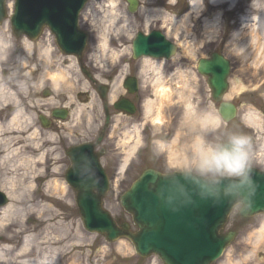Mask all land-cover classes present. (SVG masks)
I'll return each mask as SVG.
<instances>
[{"label": "rangeland", "instance_id": "374dc122", "mask_svg": "<svg viewBox=\"0 0 264 264\" xmlns=\"http://www.w3.org/2000/svg\"><path fill=\"white\" fill-rule=\"evenodd\" d=\"M12 1L7 0L11 5L10 10ZM138 1L140 4L138 10L130 13L124 0H114L113 5H109L108 0H89L80 16L79 26H87L89 30L86 59L88 71L102 75L119 64L122 71L120 76L116 77L119 81L122 74L128 72L130 64L137 65L144 84L145 103L151 106L149 115L142 113L141 118L113 114L109 137L104 140L107 150L101 160L102 165L104 164L108 169L113 160L123 156L120 147H115H118L119 140L124 138V132L130 136L133 135L134 126L138 127L136 135L138 134L140 139L144 134L142 128H145V132L150 136L152 133L156 134L153 136L152 143H149L151 151H154L156 141L166 142L163 139L166 130L176 127L175 135L180 132V138L178 137L180 147L187 140L188 161L194 158L197 137L212 136L206 143L215 144L218 140H225L228 135L242 134L250 137L252 166L264 170L262 143L264 141V65H262L264 59L263 62L256 63L255 70L246 71L242 69L241 61L233 52L232 41L230 42L233 33L242 27L241 17L251 13L249 1L238 0L235 8L228 10L226 3L215 7L209 0H202L201 11L189 14L186 23L188 33L184 31L180 23L182 17L189 11L188 0ZM111 11L116 15L113 21L115 29L106 34L103 28L107 24L106 20L110 18ZM216 12H218L217 15ZM216 16L217 22L212 26ZM211 27L216 28L215 32L209 31ZM151 29L160 30L168 40L176 43L178 50L171 59L133 60L131 58L130 44L135 32ZM175 32L176 38L173 37ZM0 41L3 43L0 48V83L2 84L0 87H3L6 96L5 101L0 99V115L7 112L5 104L7 107L12 106L15 111L20 109L23 111L24 107L28 108L26 112L23 111L25 114L21 119V126L3 127L0 132V143H3L5 139L7 141L3 149L12 151L9 161L0 162V174L7 173L9 176L16 177L28 172L20 202L15 203L16 201L14 202L0 188V191L8 198V203L0 208L15 203V208L19 210L11 221L3 223L6 232L15 237L10 243H4L5 238L0 236V246L6 244L8 247L19 249L24 245L25 237L38 236V242H45L40 247L45 248L52 243L56 253V257L53 256L52 259L38 252L33 253L24 257L22 259L24 262L21 263L11 258L12 254H8L10 259L3 264H36L43 259L49 264H163L155 255L139 257L128 241L129 248L124 249L121 246V239L109 242L101 235L87 232L82 226L74 201V191L64 180V172L68 167V159L64 151L74 142L94 138L102 117L100 104L92 93L93 89L84 80L82 82L83 74L75 63L72 64L74 60L70 61V58H67L68 60L64 61L60 54L54 52V48L43 43L40 38L35 41H29L25 37L16 39L12 35L8 20L0 23ZM103 42L106 43L104 54L101 51ZM46 47L52 49L53 61L49 64V69L45 66L47 49L43 53ZM212 52L222 54L229 60L231 66L224 100L236 105L237 115L227 123H223L219 118L216 111L217 105L210 99L205 78L198 75L195 69L197 59L207 57ZM40 68L59 73L66 79H62L58 88H53L52 95L46 98L41 96L40 88L46 82L51 83V80L45 78L43 80L44 73L42 77L38 76L37 71ZM157 79L159 81H156ZM84 83L89 88L88 101H83L85 97L80 95V91L85 90ZM50 86L52 87L53 84ZM160 86L169 87V91L166 92L169 101L163 103L161 109L166 122L160 125L150 124L149 121L154 116L156 106L160 105L157 92V87ZM59 102L70 111L69 124L66 122L60 128L59 136L50 126L42 132L39 129L37 116L38 110L42 107L41 104L45 103L43 106L46 109L42 110L47 111L57 106ZM209 113L219 119V128L213 129L210 124L207 127H201V123ZM88 114L89 125L84 122ZM246 116L252 118L256 124L246 121ZM170 120H173L174 126H169ZM240 121L250 124L251 128L242 127ZM73 124L84 125L75 126V128L72 127ZM6 130L10 132L5 133ZM125 148L128 149V147ZM42 152L43 157L40 159L38 156ZM28 158L32 163L30 166L18 165L17 161ZM151 158L154 159L153 152L146 153L144 166H138L136 173L147 164L158 167L159 163ZM166 169L168 171L170 168ZM116 177L115 186L106 193L102 205L114 219L130 223L129 216L119 204V196L126 186L121 183L122 174ZM53 181L65 188L63 194L51 192L50 187ZM40 194L44 195L43 198L46 201L42 200V196L39 197ZM31 196L39 197L36 199V205L29 202ZM45 206L54 211L55 215L50 221H46L48 217L44 214ZM237 210L234 206L221 230V232L233 230L235 237L213 264H264V234L260 237L255 236L264 221V213L243 218L238 215ZM1 211L2 209H0V215ZM1 234H4L2 230ZM41 237L46 238L41 240ZM123 240L126 241V239ZM254 243L256 249L253 253Z\"/></svg>", "mask_w": 264, "mask_h": 264}, {"label": "water", "instance_id": "95a60500", "mask_svg": "<svg viewBox=\"0 0 264 264\" xmlns=\"http://www.w3.org/2000/svg\"><path fill=\"white\" fill-rule=\"evenodd\" d=\"M86 0H14L9 25L13 35H25L35 40L42 27L55 34L56 44L64 54L80 58L85 46V36L78 29V15ZM130 13L136 11L137 0H125ZM6 17L5 0H0V23ZM68 33V34H65ZM176 45L158 30L148 34L137 32L131 42L133 58L147 56L155 59L170 58ZM198 73L207 77L214 101L219 102L218 113L227 122L236 114L234 104L222 101L227 89L229 61L212 52L209 58L196 63ZM103 97V92L97 88ZM131 113V112H130ZM57 116V112L52 113ZM64 118V112L59 114ZM42 124L47 125L40 117ZM93 146L83 144L67 150L70 166L65 181L75 192V204L83 227L103 235L111 242L126 238L134 251L142 257L155 254L164 264H211L233 240L235 233H220L235 202L245 199L250 205L238 209L244 218L264 212V172L251 168L250 183L234 186L235 182L222 178L219 181L182 173L161 175L148 169L120 198L122 208L130 215L135 231L127 222H117L102 207V197L108 184L101 170ZM91 160L95 179L80 186L73 168L83 170ZM183 189L181 192L180 189ZM231 192V195L227 193ZM7 202L0 193V206Z\"/></svg>", "mask_w": 264, "mask_h": 264}, {"label": "bare ground", "instance_id": "6f19581e", "mask_svg": "<svg viewBox=\"0 0 264 264\" xmlns=\"http://www.w3.org/2000/svg\"><path fill=\"white\" fill-rule=\"evenodd\" d=\"M247 1H249L248 5H249V11L251 13L248 16L245 15V16L241 17L240 24L242 27L239 29V31L233 33L232 39L230 40V42L232 41V46L234 48L233 52L236 53L237 58L241 61L242 69H244L246 71L247 70L253 71L257 68L256 63L257 62H263V59H264V0H247ZM108 2H109V5H113L114 0H108ZM188 2H189V11L180 20L181 26L184 28V31L186 33L189 32V29L186 25L187 20L189 18V14L198 13L199 11H201L200 9L202 7V0H189ZM209 2L211 5H213L215 7L221 6L222 4L226 3L228 5V9L231 10L232 7L234 6V4L237 2V0H209ZM8 6L9 7L11 6L10 3L8 4ZM217 14H218V12H216V15ZM109 17L110 18L106 20L107 21L106 26H104V28H103V32L106 34H108L109 31H111L112 29L113 30L115 29V26H113V21L116 18V15L113 14V12L111 11V15ZM216 22H217V16L214 18L212 26H214ZM215 30H216V28L211 27L209 31H211L213 33V32H215ZM173 37L174 38L177 37L176 32L174 33ZM2 45H3V43L0 41V48L2 47ZM101 47H102V49H101L102 54H104L105 49H106V43L103 42L101 44ZM177 48H178V46H177ZM46 49H47V51L45 52ZM241 50H243V51H241ZM51 51H52V49H49L47 47L44 48V51H43V53L45 52L46 59H47L46 60L47 65L45 64V66H47L46 68H48V69H49V64L53 61ZM174 55H172V56H174ZM68 56H71V54H68ZM201 58H205V57H201ZM198 59H197V61H198ZM197 61H196V63H197ZM72 64L74 65V62H72ZM262 65H264V62ZM254 66H256V67H254ZM156 67H157L156 69L158 70L159 66L157 65ZM48 69L44 70V72H43L44 73L43 80H44V78L51 80L53 87L57 89L59 86V83H61L62 79L63 80H66V79L63 78V76H61L59 73L52 72ZM156 81H159V80L157 79ZM181 85L182 84H180V86ZM160 87H157V92L159 93V95L157 93H155V95H158V98L160 99L159 100L160 105L158 107L156 106L155 113H154L155 117H153L155 124H163L164 122H166V120H165L166 118H165V116L162 115L161 109H162L163 105L169 101V100H167V97H166V92L169 91V87H161V88ZM85 88L86 89L88 88L87 85ZM115 93H118V91L116 89L114 90V93L111 95L112 98H114ZM5 98H6V96H5L4 89H3V87H0V99L5 101ZM150 110H151V106L148 103H146L145 104V113L147 115H149ZM23 116H24V113H23V111H21V109L15 111L10 116L9 121L6 124H3V123L0 124V132L3 130V127L4 128L5 127L6 128H14V127L17 128L18 126H21V123H22L21 119L23 118ZM148 117H150V116H148ZM212 117L217 118L216 116H212ZM245 119H246V121L250 122L253 125L256 124V122L252 118H250L249 116H246ZM84 120H85L84 122H86L89 125V123H88L89 114H88V118H85ZM79 122H82V120L81 121L79 120ZM82 125H84V124H78V125L73 124V127H75V126L76 127H82ZM137 128H138L137 126H134L133 135H131V136L128 133L124 132L123 133L124 138L120 139L118 142L119 143L118 147H120L123 151L124 162H126V160L128 159V156L131 155L136 144L140 143V138H139L138 134L136 135V132L138 131ZM36 132H38V131H36ZM178 137L180 138V132H177L176 135H174V139L169 145L165 146V144H163L162 142H160V144H159L160 149L166 148L169 152L170 167H173L176 164H180L183 161L188 160L187 155H186V151H187L186 144H183V146L180 147V142H179ZM6 142L7 141L5 139L3 141V143L2 142L0 143V162H4V163L9 161V159L12 157V151H7V149H3L4 146L7 144ZM262 143H263V149H264V141ZM125 147H128V149H126ZM38 157L41 159L43 157V152L39 153ZM17 163H18V165H27V166H30L32 164L31 160L29 158L28 159H20L19 161H17ZM27 173L28 172L26 171L25 174H20V176H16V177L9 176L7 173H1L0 174V188H2L6 192L8 197H10L12 200H14V202L16 201L15 203H17V201L20 202L19 199L22 197L21 192H22V190H24V187H25L24 183H25L26 178L28 177ZM30 173L32 174V172H30ZM48 185H50V184H48ZM29 187H31L30 182H29ZM50 188H51V192L53 194H63L64 193L63 191L65 189L63 186H60V184L57 183L56 181H53V183H51ZM43 196H44L43 194H40L39 197H41L42 200L46 201V199L43 198ZM39 197L31 196L29 202L32 205H36L37 204L36 199ZM15 203H10L5 207L0 208V209H2L1 215H0V236L5 238L4 243H10L11 240H13V238L15 237L13 234H8L6 232V228L3 227L4 222L11 221V218L18 214L19 210H17L15 208V205H16ZM45 208H46V211H44V214H45V216L48 217V219L46 221H50L55 215L54 211L51 210L50 207H48V206H45ZM19 228H21V227H19ZM1 230L4 232V234H1ZM263 234H264V221L261 223V225L259 227V231H257V235H255V236L260 237ZM45 238L46 237H41V240H44ZM120 239H121L120 242H122L121 246L124 249H128L129 248L128 242L130 243V241H128V240L125 241V240H123V238H120ZM24 242H25L24 245L19 249H15L14 247H8V246H6V244H4L3 246H0V264H3L5 261L7 262L8 259H10V258H8V254H12L11 258L18 260L17 261L18 263L24 262V261H22V259L24 257L31 255L33 253H37V252L39 254L41 253L46 258L52 259L53 256L56 257L55 247L52 245V243H49V245L47 247L42 248V247H40V245L44 244L45 242H38V236H33L31 238L25 237ZM31 244H33V245H31ZM253 248L254 249L252 250V252L254 253V250L256 249L255 243H254ZM43 260H45V259H43ZM40 262L41 261H37L36 264H40Z\"/></svg>", "mask_w": 264, "mask_h": 264}, {"label": "flooded vegetation", "instance_id": "af4514ba", "mask_svg": "<svg viewBox=\"0 0 264 264\" xmlns=\"http://www.w3.org/2000/svg\"><path fill=\"white\" fill-rule=\"evenodd\" d=\"M79 28L87 33V40H88L89 35L87 32V26H79ZM39 38L41 39V41L43 43H45L49 46H54V52L60 54L63 57L64 61L68 60L67 58H70V61H72V59H73L76 66L78 67V69L83 74L82 82L84 80L93 89L92 93L95 94L94 96H95L98 104H100L102 120L99 123V126H97V131H96L94 138L87 139V140H80V141L74 142L72 144L73 145L74 144H83V143L96 144L94 147L95 153H97L100 150H103V155H102V157H100V162L102 165L101 160H103V158L105 156V151L107 150L105 143H104V140L107 137H109L108 132L112 126L113 114L117 113L118 115H121L124 117H131L132 116V118H133V116H138V118H141L142 113H145L146 97H145L144 90H143V85H144L143 80L139 74L138 67H137V65H131L130 64L128 67V70H127L128 72H126V74L125 73L122 74V76L120 77V80L117 81L116 77L120 76V73L122 72L121 71V65L117 64L113 68H110L109 70H107L106 73H104L102 75H100V74L97 75V73L95 74L93 71H88V69L86 68V63H87V61H86L87 49L86 48L84 50V53L82 54V57L80 58V60H78L73 55L66 56V55L61 54V52L58 50V48L55 47V37H54L53 33L51 31H49L47 28L42 29V31L39 35ZM87 66H88V64H87ZM80 67H82L83 70H81ZM42 69L40 68L37 71L38 76H40V77H42L43 72H44V70H42ZM205 82H206V86H207V79L206 78H205ZM98 83L101 84V91L103 92V97H101L99 95V92L96 91V87H97ZM50 85H52V83L46 82L45 84H43L41 86L40 94L43 98H46V97H49L52 95V89L54 87L53 86L51 87ZM0 86H1V83H0ZM87 89L85 88V90L80 91V95L82 94L83 97H85V98H83V101H88L89 88H87ZM115 89L118 91V93H115L114 98H112L111 95L114 93ZM209 96H210L211 101L213 102L210 91H209ZM41 105H42V107H41V109L38 110L39 113L37 114V116L42 114L45 117V121L49 124V126L51 128H54L56 130L57 135L59 136V132H61L60 128L63 127V125L66 124V122L69 124V121L71 120V119L69 120V118H70L69 109H67V107L64 104H61L60 102L57 106H53V107L49 108L47 111L42 110V109H44V110L46 109L45 106H43V105H45V103H43ZM5 109L7 112H4L3 115H0V124L1 123L6 124L9 121L10 116L15 112V110L12 106H9ZM22 110L24 112H26V110H28V108L24 107V109L22 108ZM53 110H56L57 116H59V114H61V112H64L66 115V119L64 121H62L59 117H53L52 116ZM130 111H132L133 113L129 114ZM174 122H176V120ZM169 123H170L169 126H174L173 120H170ZM38 125L40 127L39 129H41V131L43 132L44 130H43L39 120H38ZM172 128L173 127H171V129H169V130H166L165 136L163 137V139L166 140L165 143H163V141H160V140L156 141V146H155L154 151L153 150L151 151L149 149V143H152L153 136L156 134L152 133L150 136V134H147V132H145V130H144L145 128H142L143 129L142 131L144 132V134H143L142 138L140 139L141 142L139 143L138 148L136 150V156H135L136 161L133 165L130 164L127 168H125L121 172L120 166L122 164L123 156L119 157L118 159L113 160L111 166L108 169H106L104 164L102 165V167H103L105 173L108 175V178L110 179V181L112 183H114V181L117 178L116 175L121 173L122 174V180H123L121 183L124 186H126L134 178H136L138 175H140L143 170H145L147 168H152V169L158 170V171L163 172V173L167 172L166 168H170L168 171H170L172 168H175L174 166L170 167L168 150L166 148L160 149V147H159L160 142H162L163 144H165V146H167L173 141L175 132L177 130H176V127L173 129ZM7 132H10V131L6 130L5 133H7ZM1 134H3V133H1ZM210 137H212V136H210ZM210 137H206V135H204L203 139L205 140V142H207L208 138H210ZM218 142H221V141L218 140ZM184 144H186V147H187V140H185ZM115 148H117V146ZM65 150H66V148H65ZM148 152L150 154L153 152L154 159L153 158H151V159L153 161L155 160L156 163L158 162L159 166L156 167L154 164H151V165L147 164L146 167H144L143 169H141L139 172L136 173V169L139 168L138 166L141 167L145 163V161H146L145 155ZM118 153L120 154V151ZM121 153L123 154L122 149H121ZM186 155H187V153H186Z\"/></svg>", "mask_w": 264, "mask_h": 264}, {"label": "clouds", "instance_id": "9594fccd", "mask_svg": "<svg viewBox=\"0 0 264 264\" xmlns=\"http://www.w3.org/2000/svg\"><path fill=\"white\" fill-rule=\"evenodd\" d=\"M209 124L213 129L220 127L219 119L213 118L210 113L201 123V127H207ZM250 146V137L242 134L228 135L225 140L215 144H208L202 137H197L194 146V158L191 161L176 164L174 167L186 178L191 175L213 181L226 178L233 180L235 182L234 186H243L251 182L252 158ZM72 167L70 163V168ZM73 174L80 186L89 185L95 179V171L91 160L87 161L83 170L73 168ZM180 191L182 192L183 189L181 188ZM227 194L231 195L232 193L228 192ZM249 205L245 199H239L235 202L238 209H244ZM40 264H49V262L42 260Z\"/></svg>", "mask_w": 264, "mask_h": 264}]
</instances>
